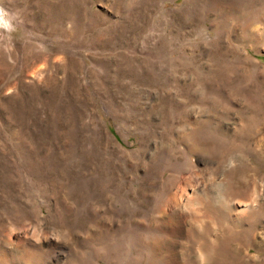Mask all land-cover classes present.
Segmentation results:
<instances>
[{
  "label": "rangeland",
  "instance_id": "rangeland-1",
  "mask_svg": "<svg viewBox=\"0 0 264 264\" xmlns=\"http://www.w3.org/2000/svg\"><path fill=\"white\" fill-rule=\"evenodd\" d=\"M0 264H264V0H0Z\"/></svg>",
  "mask_w": 264,
  "mask_h": 264
},
{
  "label": "bare ground",
  "instance_id": "bare-ground-1",
  "mask_svg": "<svg viewBox=\"0 0 264 264\" xmlns=\"http://www.w3.org/2000/svg\"><path fill=\"white\" fill-rule=\"evenodd\" d=\"M228 181L230 182V179H229ZM225 192H226V191H225ZM232 193H234V192H232ZM232 193H231V192H227L226 195H229V197H230V195H231ZM236 194H237V193H236ZM240 194H241V193H240ZM245 194H247V193H245ZM237 195H238V194H237ZM247 196H248V195H247ZM171 197H172V196H171ZM204 197H205V196H204ZM229 197H228V198H229ZM210 199H211V198H210ZM210 199H209V200H210ZM229 199H230V198H229ZM242 199H243V198H242ZM168 200H169V198H168ZM170 201H171V200H170ZM170 201H169V202H170ZM205 201H206V200H205ZM211 201H212V200H211ZM202 202H203V201H202ZM210 203H213V202H210V201H209V204H208V205H210ZM238 203H239V202H238ZM167 204H168V202H167ZM200 204H201V202H200ZM201 205H204V204H201ZM212 205H213V204H211V206H212ZM241 205H242V204H241ZM163 209H164V208H163ZM165 224H166V223H165ZM87 262H88V261H87Z\"/></svg>",
  "mask_w": 264,
  "mask_h": 264
}]
</instances>
